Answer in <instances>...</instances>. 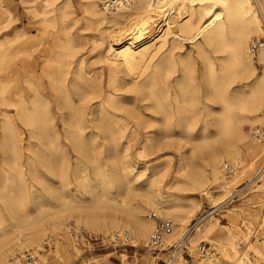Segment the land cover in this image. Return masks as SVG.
I'll return each mask as SVG.
<instances>
[{
    "label": "bare ground",
    "instance_id": "1",
    "mask_svg": "<svg viewBox=\"0 0 264 264\" xmlns=\"http://www.w3.org/2000/svg\"><path fill=\"white\" fill-rule=\"evenodd\" d=\"M83 1L87 27H96L112 40H118L117 47L110 40H106V46L102 42L99 61L108 69L106 86L103 71L91 74L77 56L78 45L73 44L69 35V18L74 14L71 0H20L39 24L60 23L55 34L62 50L49 58L55 66H47L42 74L38 72L36 57L27 47L26 33H3L16 18L10 10L12 5L4 6L0 0V19L6 17L5 24L0 21L1 187L8 189V181L12 182V188L20 185L9 194L0 191V264H12L8 256L15 246L43 249L48 230L61 228L64 236H69L62 225L70 215L98 230L116 231L126 226L135 235L136 243H145L153 221L144 211L153 208L175 221L168 242L178 232L181 237L190 216L198 209L199 200L195 196L163 195V177L174 165L170 159L151 166L141 161L151 158L169 142L179 150L184 145L190 146L186 151H178L176 170L169 174L165 187L177 186L179 190L207 198L213 207L231 201L236 191L231 187L235 179L245 173H256L257 163L264 161V143L244 128L245 124L255 126L259 122L264 107V49L257 54L263 64L261 72L249 52V39L260 31L262 21L253 7L262 11L263 2L253 0V6L251 0H132L128 6L107 15L100 5L102 0ZM160 18L163 23L158 27ZM60 31L66 35L65 39L59 35ZM169 37H173L171 42ZM185 41L194 44L202 58V99L195 97L202 83L192 76L191 65L184 66L175 79L182 95L176 88L171 92L169 64L176 48ZM210 50L218 54L212 56ZM159 53L160 58L152 62ZM75 56L76 67L72 66L74 58L70 59ZM239 81H245L246 85L234 89L232 85ZM128 92L140 95L142 100L149 99L151 103L143 107L163 114L159 138L145 135L136 156L130 152V143L139 138V132L136 125L129 130L132 120L125 106ZM96 99L97 104L89 105ZM59 124L76 152L74 162L66 143L59 138ZM100 126L106 128L98 137L94 129ZM87 128L91 129L90 138L85 134ZM23 130L28 134L26 145ZM47 145L57 154L56 159L46 158ZM25 150L28 153L24 160ZM243 154L249 156L247 164L243 163ZM39 158L45 161L46 170L38 163ZM225 160L236 167L231 176L222 170ZM253 176L249 177V183L258 181ZM260 179L262 182L254 188L256 192L260 188L264 191V171ZM142 188L146 189L144 193H136ZM29 204L34 208L30 209ZM105 208L123 209L128 220H107L94 211ZM218 219L210 216L190 233L192 249L197 240L213 239L211 234L219 224ZM259 224L264 226V214ZM222 234L226 240L223 256L230 264H244L236 245L241 233L225 227ZM248 247L255 252V264H264V247L254 241ZM67 250L66 245L58 242L52 252L62 259ZM31 252H36L38 258L26 264H48L51 251ZM180 257L177 255V260L170 264H182ZM217 262L218 256L209 264Z\"/></svg>",
    "mask_w": 264,
    "mask_h": 264
},
{
    "label": "rangeland",
    "instance_id": "2",
    "mask_svg": "<svg viewBox=\"0 0 264 264\" xmlns=\"http://www.w3.org/2000/svg\"><path fill=\"white\" fill-rule=\"evenodd\" d=\"M254 1L256 2V0H254ZM254 1L251 0L253 6L255 4ZM260 2L264 3V0H260ZM71 3L73 6L74 14H72L69 18V23H70L69 35L71 34L70 37L73 40V44H76V46L78 45L77 46L78 48L75 47L76 50L78 49L77 56L83 60L84 67L91 74H95L99 70L103 71V73H104L103 80H104V84L106 86L107 77H108V69H107L106 64L103 61H99V56H100V53L103 49L102 42H103L104 46H106V44L108 42L109 43L114 42V43H116L114 46L117 47L118 46V40H112L113 39L112 37H107V35L105 33H104L105 34L104 35L101 32V30L96 28V27H87L86 21L84 18L85 6H84L83 0H71ZM8 4L12 5V6H10L11 7L10 10L13 13L12 16L14 18H16V20L13 21V23L8 28L4 29L3 33L13 34L17 31H24L26 33V37L29 38V42H30V43L28 42L27 47L30 48V52L32 51L33 56L36 57V59H37L38 72L40 74H42L43 69H45L47 66L54 67L55 63L50 61L49 58L55 57L58 54V52H60L62 50L61 47L58 45V40H57L56 34H55L56 31L60 27V23L58 24V22H55L54 24H50V23L49 24H39L38 18H34L27 11V9L25 8V5H23L20 2V0H2V5L7 6ZM255 11H256V8L254 9V7H253L254 14L258 18L260 17L262 19V21H260V31L257 32L256 34L255 33L252 34L250 39L253 37H260L264 33V8L262 9V11H259V12H257V11L255 12ZM108 14L109 13H107V15ZM74 18L76 20H74ZM260 18H259V20H261ZM0 21L4 22L2 24H5L6 17L5 16L1 17ZM160 21H161V18L158 19V27L163 23ZM175 23L176 22H172V24H175ZM261 24H262V26H261ZM175 26H176V24H175ZM158 27L155 26V28H157L156 30H158ZM261 27L263 28L262 31H261ZM55 29H56V31H55ZM161 33H162L161 31H155V34H161ZM59 35L61 36L62 39L66 38V35L62 31H60ZM110 35H112V31H111ZM172 38L173 37H169V42H171ZM250 39H249V41H250ZM106 40L107 41L110 40V41L107 42ZM146 40H149V38ZM75 48H74L73 52H75ZM210 51H211L212 56H216V54H218L216 52H213L212 50H210ZM79 54H81V55L79 56ZM77 56L70 57V59L74 58L73 59L74 62L72 63V66H74V67L77 66V63L75 61V58H77ZM160 56H161L160 53L157 54L154 57V59L152 60V62L159 59ZM182 57L185 59H183ZM253 59L255 61V64L258 67V71L261 72L263 64H260L257 58H253ZM186 61L189 62L188 63L189 65L186 63ZM190 65H191V67H189ZM169 66L172 68V72L169 74L170 75L169 81H170V84L172 86L171 92L174 93V89L176 88L177 91L182 95L183 91H181L180 88L177 86L175 79H176V77H178L180 75L181 69L184 66H188L189 69L191 70L192 76L195 77V80L198 81L200 84L202 83L201 88L199 89V92L195 93V97L202 99V94H203L202 93L203 92V82L201 81L202 58L198 54L197 48L195 47V45L190 43V42L185 41V43L183 44L182 47L176 48L174 59H173V61L170 62ZM243 85H246L245 81H239V82H235L232 85V87L234 89H236L237 87H241ZM125 94L128 95V97L125 99V100H127V101H125V103H126L125 106H126V109L128 111L127 116L129 119L132 120L131 124L129 125L130 126L129 130L134 128L136 125L137 130L139 132V135H138L139 138L132 140L130 143V149H131L130 152L134 156H136L137 151H139V148H138L140 146L139 142L141 140H143L142 138L145 135H149L151 137V139H156V138L158 139L159 138L158 133L160 131V128L163 129V125L161 122V120L163 118V114L160 111H157L156 109H152V108L148 109L147 107H143V106H146L145 104L151 103L149 99L142 100L140 95H137L136 93H132V92H128ZM133 96H135V97H133ZM135 99H136V102H135L136 104H133ZM98 101H99V99L93 100L92 102L89 103V105H95V103L97 104ZM131 104H133V105H131ZM215 106L218 108L219 104L215 103ZM253 126L254 125H251V124H245V127H244L245 131L247 133H250L251 128ZM105 128L106 127H104V126H100V127L95 128L94 131L97 132L99 134L98 137H100L102 135V131L105 130ZM57 129L59 132V138H60L61 142L66 143V145H67L66 147L68 150L70 160L74 162L75 157H76V152L70 146V143L68 142V140L65 139V137H64L65 132H64V129L62 128V125L59 124ZM211 129H213V127H211ZM23 131H24V139H25L24 142L26 145L27 139H28V134L25 130H23ZM85 134L87 135L86 136L87 138H90L91 129L87 128L85 130ZM100 139L102 140V138H100ZM166 141H167V139H166ZM189 146L184 145L179 150L176 145L173 146L169 142L167 144V146H165L163 149L156 151L154 154L150 155L149 157L152 156L151 158L141 159V161H147L146 164H148V166H151V165L157 164V163L162 164L164 162V159H170L172 161V163H174V165H172V167L170 168V172L168 173V175L163 177V181H162L163 195L169 196V197L170 196H179L181 198H186L188 196L189 197L190 196L191 197H194V196L197 197V200H199L198 209L195 210L194 213L190 216L189 221H188V225L193 224L197 220V218L199 219L203 216H205V217H204V219H202L201 223H204V221H206V219L210 216H215V217L219 218L218 219L219 224L216 226V229L211 234V237L213 239H211V240H197L195 242V245L197 243H199L200 241H208V242L213 243L216 246V250L219 253L217 264H230V261L223 256V248H224V246L226 247V240L224 238H222L223 230H225V227H229L230 229L238 230V232L241 233L240 238L243 237L245 240L249 239L250 241L247 240L249 242L248 245H250V242L254 241L255 245H259V246L264 247V242L260 243V240H259V237H262L264 239V226H260V224H259L261 221V217L264 214V191H262L263 189H261V188L258 189L259 191H257V192L254 191V188H258L257 184L262 182V179H260L256 183L254 182V184H253V182H251L252 184L249 183L250 180H248L249 177H251V175L253 176V174L255 172L252 171L249 174L245 173V174H242V176H238L235 179L236 182H234V184H232L231 187L233 186V190L245 188L244 192L241 193L240 196H238L239 198H235L232 201H228L225 204H222V206H220V207L219 206L213 207L207 198H203L199 195L189 194L188 191H183V190L177 189V186H174V187L172 186L171 188L165 187L166 184L168 183L169 179H170L169 174L176 170L175 164H177V160H178V156H177L178 151H186L189 149ZM45 148H46V153H47L46 158L56 159L57 154L53 153L52 148L49 145L45 146ZM27 153H28V151L25 150L24 158H23L24 160L26 159ZM243 156L245 159L243 163L247 164V162L249 160V156L247 154L246 155L243 154ZM197 157L200 158V153H198V152H197ZM1 158H2V152L0 150V161H1ZM38 163L45 168V166H44L45 161L43 160V158H39ZM262 163H263V161L257 163V167H256L257 170H255L256 173L259 170V167ZM45 170H46V168H45ZM256 173L253 176L254 180L256 179L255 178ZM238 175H240V174H238ZM231 178L232 177H229V178L226 177V179H231ZM54 179L57 180L58 178L54 177ZM99 179H100V177H98V180ZM242 181H244V183H242L241 185H238L237 187L234 188L235 185H237L238 183H240ZM11 183H12L11 181H8V189L6 187L2 188L1 187L2 177H0V191H2L5 194H9V193H11L10 190H13V189L16 190V189L20 188V185H16V186L13 185V188H12ZM10 186L12 189H10ZM39 186L41 187V185H39ZM145 191H146V189L142 188L141 190H137L136 193L140 194V193H144ZM256 193L259 195H257ZM254 194H256L257 196ZM250 197H252V200H249ZM29 205H30V209L34 208L33 205H31V204H29ZM216 208H217V211L214 210ZM151 210H154V209L153 208H146L144 211V214H146V216H147V213ZM228 210H230V212L232 213V216L229 215ZM94 211L100 213V215L105 216V219H107V220H110L111 218H117V219H120V221L123 220V222L128 220V216L126 215L125 211L121 208H117V209L105 208V209H101V210L94 209ZM161 215L168 217L165 214H161ZM67 223H77V224L81 225L86 231H89L91 233H95L96 235L104 233V231L105 232L106 231H112V229L111 230H105V229L104 230H98L97 228H95L93 226H87L82 221L77 220L76 216H73V215H70V216H68V218L65 219L62 227H65ZM201 223H199V224H201ZM233 223H234L235 227L233 226ZM188 225L186 226V229H187ZM118 229H120V230L126 229V230L130 231L131 237H132L131 238V244L119 245L116 247H108V248L97 247V248L91 249V250H84L83 248L76 246L71 241L69 236H64L65 232L60 228L57 230H52V229L48 230V235L52 234L55 236L54 242L49 247H47L45 245V241H44L42 243L43 249L19 248V247L15 246V250H17L19 252L21 251L22 253H24L26 251H34V250H37V253H40V252L43 253L45 251H47V252L51 251L48 264H144V261H146V264H167L163 261V259L165 257L163 252H153V251L148 250V248L146 247L147 240L145 243H143V242L136 243V241H134V239L136 237L132 233V230H130L126 226H122L121 228H118ZM184 229H185V227H184ZM113 230H116V229H113ZM0 231H1V229H0ZM180 233H181V230H180ZM178 235H179V232H178ZM178 235H176L175 236L176 238H173V240L178 239L179 238ZM239 239H237V241ZM58 242L61 243L62 245H66L67 249H68L67 252L63 253L62 259L56 257L54 255V253L52 252V249L55 248V244ZM189 243H190V245L192 244V235H191V237H189ZM192 245H194V244H192ZM236 245H237V243H236ZM189 248L192 251V254L194 255V259H196V254L194 252V249H192L191 247H189ZM250 250L253 251L252 248H250ZM254 254H255V252H254ZM34 255H35V259H37L38 256H36V252L34 253ZM178 255L181 256L179 263L184 264L185 263L184 259L187 257L186 256L182 257L181 253H179ZM255 257H256V255H255ZM8 258H9V256H8ZM9 260H10V258H9ZM176 260H177V258L174 261H176ZM33 261L34 260H31V262H33ZM10 262H11V260H10ZM26 263L27 262H23L22 264H26Z\"/></svg>",
    "mask_w": 264,
    "mask_h": 264
},
{
    "label": "built area",
    "instance_id": "3",
    "mask_svg": "<svg viewBox=\"0 0 264 264\" xmlns=\"http://www.w3.org/2000/svg\"><path fill=\"white\" fill-rule=\"evenodd\" d=\"M131 1L132 0H102L100 5L107 13H111L115 12L119 7L128 6ZM261 49H264V33L260 37H253L249 44V52L253 58H257V54ZM251 132L257 140L264 143V107L261 110L259 122L254 126ZM221 167L226 176L233 175L236 170L233 163L227 160L223 161ZM263 171L264 161L260 165L255 176L258 181ZM244 189L245 188L236 189L231 201L235 198H239L238 196L244 192ZM218 206L220 207L222 204ZM217 208L214 210L217 211ZM147 217L153 221V228L148 234L146 247L153 252H163L165 255L163 261L165 263L170 264V262L176 259L179 253H181L182 257H187L184 259V264H209L218 256L219 253L216 250V246L208 241H200L196 244L194 248L196 259H194V255L189 248V235L196 229L197 225L205 216L199 219L197 218L193 224L188 225L181 237L171 242H168L167 236L173 233L175 222L170 217L160 215L154 210L149 211ZM65 231L70 236L73 243L84 250H91L97 247L108 248L119 245H129L131 244L132 238L130 231L126 229L90 235L77 223H67ZM54 239V235H48L45 239V245L49 247L54 242ZM259 240L260 242H264L262 237H259ZM237 249L244 264H255V254L249 249L247 240L240 238L237 241ZM9 258L13 264H22L23 262L34 260L35 255L31 251L21 253L17 250H13L9 253Z\"/></svg>",
    "mask_w": 264,
    "mask_h": 264
}]
</instances>
